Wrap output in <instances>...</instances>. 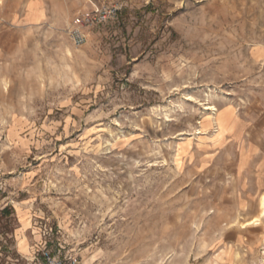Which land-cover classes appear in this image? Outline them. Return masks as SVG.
Here are the masks:
<instances>
[{
  "label": "rangeland",
  "instance_id": "374dc122",
  "mask_svg": "<svg viewBox=\"0 0 264 264\" xmlns=\"http://www.w3.org/2000/svg\"><path fill=\"white\" fill-rule=\"evenodd\" d=\"M262 196L264 0H0V264H264Z\"/></svg>",
  "mask_w": 264,
  "mask_h": 264
},
{
  "label": "built area",
  "instance_id": "2783aa9c",
  "mask_svg": "<svg viewBox=\"0 0 264 264\" xmlns=\"http://www.w3.org/2000/svg\"><path fill=\"white\" fill-rule=\"evenodd\" d=\"M71 38L75 44L80 45L84 41V34L79 30L74 29L71 31Z\"/></svg>",
  "mask_w": 264,
  "mask_h": 264
},
{
  "label": "bare ground",
  "instance_id": "6f19581e",
  "mask_svg": "<svg viewBox=\"0 0 264 264\" xmlns=\"http://www.w3.org/2000/svg\"><path fill=\"white\" fill-rule=\"evenodd\" d=\"M260 206H261V214L263 215L264 214V199H263V196L261 197V200H260Z\"/></svg>",
  "mask_w": 264,
  "mask_h": 264
},
{
  "label": "trees",
  "instance_id": "16d2710c",
  "mask_svg": "<svg viewBox=\"0 0 264 264\" xmlns=\"http://www.w3.org/2000/svg\"><path fill=\"white\" fill-rule=\"evenodd\" d=\"M6 210H9V208H8V209H6Z\"/></svg>",
  "mask_w": 264,
  "mask_h": 264
}]
</instances>
